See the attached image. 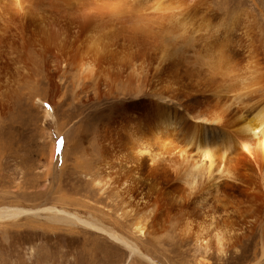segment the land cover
I'll list each match as a JSON object with an SVG mask.
<instances>
[{"label": "bare ground", "instance_id": "6f19581e", "mask_svg": "<svg viewBox=\"0 0 264 264\" xmlns=\"http://www.w3.org/2000/svg\"><path fill=\"white\" fill-rule=\"evenodd\" d=\"M211 2L0 0V114L45 108L47 129L66 137L61 171L68 156L75 165L56 202L0 207V264H47L17 248L60 227L92 264H157L150 246L170 256L193 231L202 257L256 243L264 264V40ZM16 186V197L33 188Z\"/></svg>", "mask_w": 264, "mask_h": 264}, {"label": "rangeland", "instance_id": "374dc122", "mask_svg": "<svg viewBox=\"0 0 264 264\" xmlns=\"http://www.w3.org/2000/svg\"><path fill=\"white\" fill-rule=\"evenodd\" d=\"M262 1L264 2V0ZM211 4L215 8L214 14L219 13L228 17L234 13L235 16H239L241 18H244V16L249 17L248 19L250 23L256 28L255 33L258 34L260 39L264 40V8L261 9L254 5L253 0H227L226 3L224 0H212ZM191 43L192 42H189V44ZM191 57H193V55ZM19 90L20 92L24 91V87H21ZM25 100V98L17 99L15 102H24ZM44 110L46 109L39 108L37 111L34 109L31 112V116L26 111L19 113L15 109H5L2 114H0V207L16 206L22 204V206H35L36 204L42 202L54 203L56 202V200H54L56 197L55 192L57 191L60 181L63 183L65 181L73 180L71 176L73 174V170H75L73 160L74 157H67L69 161L68 169L64 172L61 171L66 149V137L64 134H58L55 131L57 126L52 122L51 127L47 129L46 120H50L52 117L46 116ZM62 110L61 114H63ZM100 118L101 117L98 116L97 120L99 121ZM72 127L73 126L70 128ZM70 128H68V130ZM49 131H52V140H54V143L57 147L54 152V155L56 156L54 174H48L47 172L49 169L48 164L51 153V135L49 134ZM183 147L184 146L182 145V148ZM83 157L88 159L84 150ZM21 183L26 184L27 187L29 184H32L33 188L30 189V186L28 190L24 189V194L20 195V197H16V185ZM44 185H50L52 188L48 190L49 192L43 195L40 193H42L41 190ZM31 217L33 221H36L37 218H33V216ZM22 222L26 223L28 230L33 229V222L27 223L26 219H24ZM39 223L46 224L48 227L51 224V221L44 217L40 218ZM179 226L180 227L178 230H184L186 228V224L183 222L180 223ZM47 227H42L41 230H45ZM207 227L209 228V224H207V226L204 224L201 228V230L204 231V234L207 233L205 232ZM60 228L61 231H59V233L57 232L56 235L58 238L53 236V238L48 240L49 244H46L45 240H41V238H35L33 235L28 233V236L26 235L22 237L24 239L20 241L22 243H20L21 245L19 244L20 246L17 248V251L20 252V254L21 251H24L21 255H23L25 259H29L28 261H31L35 257V260H39L40 262L39 256H37L40 252L41 254H46H43L42 260H46L47 264H79L80 261L82 262L80 264H92L90 261L91 258H89L88 252H86L87 249L85 248L84 244L80 242L81 240L79 236L72 233L70 234L66 228ZM41 230L39 231L43 232ZM47 230V235H50L51 232L48 228ZM259 231L260 228L258 226L255 231L256 237H258ZM60 233H62V236ZM192 233H185L187 238H185L186 236H181L184 238L182 247L179 248V246H175L178 249L174 247V251L172 250L170 256L153 245L150 246L152 248V253H147L149 257H151L157 264H201L200 260L205 261V264H253L256 261L261 260V258H258V260L252 258L253 253L257 248L255 246L256 241L254 242L255 244H245L244 250H242V252L240 249V253H232L231 256L228 259H224V261H217L215 258L202 257V249L199 247L200 243L197 244L194 241ZM83 236L86 238L89 237L87 234H83ZM16 239H19V237L16 236ZM1 242H3V240L0 236V243ZM16 242L19 243L18 240H16ZM40 244L45 245L48 248V253L44 249L40 248ZM259 245L260 244H258V246ZM115 246L119 248V250L116 251L120 254V250L122 249L120 248L121 246ZM161 254H165L164 257ZM203 258H205V260H203ZM129 259L130 258L127 256L125 258L124 264H129ZM152 262L153 261L150 259L147 260L145 257H141V259L139 258L136 264H153ZM100 263L108 264L107 262L102 261H100Z\"/></svg>", "mask_w": 264, "mask_h": 264}]
</instances>
